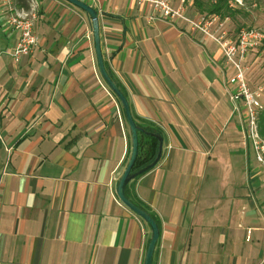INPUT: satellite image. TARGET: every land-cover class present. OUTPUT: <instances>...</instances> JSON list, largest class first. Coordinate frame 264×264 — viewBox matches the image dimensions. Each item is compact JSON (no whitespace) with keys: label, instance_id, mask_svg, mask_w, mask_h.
<instances>
[{"label":"crops","instance_id":"0c3cea01","mask_svg":"<svg viewBox=\"0 0 264 264\" xmlns=\"http://www.w3.org/2000/svg\"><path fill=\"white\" fill-rule=\"evenodd\" d=\"M83 1L133 115L164 136L159 163L127 186L159 220L153 264H264V246L237 257L241 231L264 240V191L236 141L221 50L186 22L149 20L135 0ZM33 7L39 45L17 63L2 54L18 33L0 2V264H145L152 229L116 192L131 130L90 17L66 0Z\"/></svg>","mask_w":264,"mask_h":264},{"label":"built area","instance_id":"2783aa9c","mask_svg":"<svg viewBox=\"0 0 264 264\" xmlns=\"http://www.w3.org/2000/svg\"><path fill=\"white\" fill-rule=\"evenodd\" d=\"M152 9L149 20L163 19L167 21H183L191 25L192 29L200 30L211 36L220 46L225 62L231 70H223V84L230 94L234 111L242 116L241 128L245 134L247 154H253L260 164L257 174L264 176V138L259 130V117L264 109V83L256 87L251 86L248 80V61L258 51L264 49V26L243 27L228 35L222 29L218 34H211L208 25L227 21L219 14L201 12L196 18L187 15L188 9L196 5L197 0H135ZM216 4L219 0H205ZM7 13L6 24L18 33L17 43L12 56L20 62L25 56L33 53L39 45V34L36 30L37 13L32 6L30 9L19 8L16 0H0ZM244 4V0H229V6L237 9ZM89 38V35H88ZM0 143H5L0 133ZM14 149L13 144H7L6 150L10 156ZM252 229L249 228L250 235ZM250 238V236H249Z\"/></svg>","mask_w":264,"mask_h":264},{"label":"water","instance_id":"95a60500","mask_svg":"<svg viewBox=\"0 0 264 264\" xmlns=\"http://www.w3.org/2000/svg\"><path fill=\"white\" fill-rule=\"evenodd\" d=\"M66 1L83 9L90 17L95 52L97 56L98 67H99L100 73L103 79L106 81V83L110 87V89L116 94V96L121 101L127 123L131 130V137H132L131 156H130L129 162L127 164V167L123 175L119 179L116 192H117L118 197L121 199V201L125 205H127L135 213L141 216L150 225L152 229V237L148 245L146 258H145V264H153V257H154L156 244L161 235V227L159 223L157 222V220L150 214L148 210L137 205L135 202H133L128 197L126 193V188L128 184L134 178L149 171L150 169L154 168L159 163L163 155L164 136L160 131H154V132L146 131L144 128L138 125L136 119L133 116L129 99L127 98L123 90L120 88L118 83L115 81V79H113L109 70L107 69L105 60H104L103 51H102V45H101L100 22H99L98 10L83 0H66ZM140 131L145 132L146 134L151 135L153 137H156L159 141V150H158V154L156 155V157L151 163L147 164L146 166L140 169L133 170L134 164L136 162V159L139 153V132Z\"/></svg>","mask_w":264,"mask_h":264},{"label":"rangeland","instance_id":"374dc122","mask_svg":"<svg viewBox=\"0 0 264 264\" xmlns=\"http://www.w3.org/2000/svg\"><path fill=\"white\" fill-rule=\"evenodd\" d=\"M239 12L236 13L234 16H231L228 18V20L222 21L221 23L218 24H212V25H208L210 33L211 34H218L222 31V29L226 30L228 35H234L235 32L243 27H248V26H257V27H261L264 26V0L262 1V3L260 4H256L254 3V0H244V4L238 8ZM38 10V9H37ZM36 11V8H35ZM37 19H36V23L38 22L39 19V12H37ZM201 13L198 6L194 5L192 8L190 7L187 11V15L189 17H192L193 19L196 18L197 14ZM186 24L190 25L189 23L186 22ZM191 27V25H190ZM10 28V27H9ZM192 28V27H191ZM194 30V29H193ZM194 31H198L200 32L202 35H204V37L210 39L211 42L215 43L218 48L221 50L220 46L217 44V42H215L213 40V38L205 33H203L200 30H194ZM206 49L209 52V55L212 56L213 53L211 50H209L207 48V46H205ZM14 49V48H13ZM7 51L4 50L2 52V54H9L13 59L14 57L12 56V51ZM222 52V50H221ZM223 54V53H222ZM15 60V59H14ZM16 61V60H15ZM17 62V61H16ZM19 63V62H17ZM227 69L225 68V71ZM247 74H248V80L249 83L251 84V86L256 87L259 85H263L264 83V50L258 51L257 53H255L254 55H252V57L250 58V60L248 61V70H247ZM263 99H264V94H263ZM226 107L228 110H230V112H234V105L230 99V94H227L226 96ZM233 115H237L236 117H240L239 120V125L241 127L242 125V116L240 113H235ZM235 137H236V141L238 143H240L241 147L243 148V146L246 147V143L244 144V140L245 139V134L244 131L240 128H238L236 126V133H235ZM252 160L253 166L256 167H260V164L258 163V161L255 159L254 155H251V159ZM250 167V165H246V171L249 172L248 168ZM261 190L264 191V176H261ZM260 200V197H259ZM263 210H264V205H263ZM258 213V212H257ZM260 214L262 215L263 212L262 210H260ZM240 240L237 241V257H240V259L243 261L247 260L248 258V252L250 247H255V245H257V247H261L264 246V240H255V238L253 239V241H250L249 236L247 237V241L246 237L243 234V231L240 232ZM249 233V229L247 230V234ZM255 241L258 243H255ZM256 248V247H255Z\"/></svg>","mask_w":264,"mask_h":264},{"label":"trees","instance_id":"16d2710c","mask_svg":"<svg viewBox=\"0 0 264 264\" xmlns=\"http://www.w3.org/2000/svg\"><path fill=\"white\" fill-rule=\"evenodd\" d=\"M262 1L263 0H254V3L260 4V3H262ZM16 4L19 8L30 9L32 6V0H16ZM196 5L198 6L200 12H208L209 14L216 13V14H219L222 18L234 16L236 13L239 12L238 8L234 9V8L229 6V0H219L216 4H212V3L205 1V0H197ZM261 50H264V49H261ZM106 67H107V65H106ZM107 69L109 70L108 67H107ZM109 72L114 79V76L110 70H109ZM123 111H124V109H123ZM134 118L136 119L138 125L140 127L144 128L146 131H151V132L160 131L162 133L160 128L155 127L152 124L142 123V122L138 121V118L136 116H134ZM259 130H260L261 135L264 138V109L260 113V117H259ZM158 150H159L158 139L156 137H153L151 135L146 134L145 132L140 131L139 132V153H138L136 162L134 164L133 170L140 169V168L146 166L147 164L151 163L154 160V158L156 157V155L158 154ZM147 172H145V173H147ZM145 173H143V174H145ZM143 174H141V175H143ZM141 175H139V176H141ZM126 193H127L128 197L133 202H135L137 205H139L142 208L149 211L148 208H146L141 202H139L135 198L134 195H132V193L130 192L128 187L126 188ZM149 212L159 223L157 216L154 213H152L151 211H149ZM159 225H160V223H159Z\"/></svg>","mask_w":264,"mask_h":264}]
</instances>
